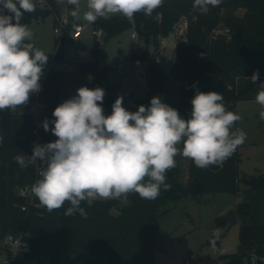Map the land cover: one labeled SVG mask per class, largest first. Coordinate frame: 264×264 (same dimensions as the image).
I'll return each mask as SVG.
<instances>
[{
	"label": "trees",
	"instance_id": "16d2710c",
	"mask_svg": "<svg viewBox=\"0 0 264 264\" xmlns=\"http://www.w3.org/2000/svg\"><path fill=\"white\" fill-rule=\"evenodd\" d=\"M43 2L44 7L35 2V11L25 13L21 23L26 24L32 17L58 13L57 0ZM66 5L70 10L74 7L67 0ZM236 9L243 12L237 14ZM180 19L187 21V28L185 37L177 42L178 60L174 61L158 53L159 38L166 36ZM69 25L56 41L57 57H62L63 37L68 35ZM91 25L94 29L100 28L104 38L133 27L135 33L153 46L151 52H143L148 71V95L123 97L138 106H149L151 99L158 96L177 109L182 118L189 119L191 100L197 90L221 93L225 106L233 108L238 100L256 98L260 84L264 83V0H222L218 7L209 6L207 10L194 8L193 0H164L163 6L151 16L137 13L130 20L117 15L108 20L97 19ZM91 53L93 58L76 61L69 70L56 66L47 71L45 79H40L41 90L36 96L42 103L38 115L41 143L38 144L57 139L51 132L55 107L72 98L76 87L86 86L74 80L72 72L92 75L95 88L106 84L105 66L99 65L95 36ZM256 70H259V79L252 83L250 78ZM174 77H179L183 85L172 86ZM242 78L246 79L242 82ZM107 87L111 86L107 84ZM116 99L105 96L103 101H108L112 108ZM32 100L30 98L29 102ZM45 119L50 122L48 132L42 127ZM33 127L34 120L27 111L16 115L11 109L0 111V136H3L0 143V242L7 234H19L29 244L28 249L16 257V264H57L66 260L86 264H154L153 249L162 239L158 235L159 217L167 209L164 207L167 201L175 203L189 194L214 191L237 194L241 190L250 193L237 201L235 207L240 221L237 247L234 252L219 256L220 264L264 259V175L240 172L237 150L220 163L217 170L198 168L188 159L185 180L177 156L176 166L166 174V183L171 187L167 191L162 188L157 199L145 200L132 193L126 203H120L119 199H97L89 207L82 201L81 207L87 213L85 218L78 212L65 215L70 207L67 202L49 212L35 196L30 200L16 193L17 186L33 185L41 178L35 164L21 168L16 161V156L23 151L32 154Z\"/></svg>",
	"mask_w": 264,
	"mask_h": 264
},
{
	"label": "clouds",
	"instance_id": "9594fccd",
	"mask_svg": "<svg viewBox=\"0 0 264 264\" xmlns=\"http://www.w3.org/2000/svg\"><path fill=\"white\" fill-rule=\"evenodd\" d=\"M222 0H193V7H218ZM79 18L80 0H67ZM164 0H86L83 19L94 23L113 16L133 18L137 13L151 16ZM34 0H0V111L16 110L29 103L41 90L40 79L48 55L31 41V29L21 23L25 13L35 11ZM7 13V14H6ZM259 79V70L250 78ZM256 103L264 109V83ZM105 90L82 86L76 95L55 107L51 132L54 142L34 144L31 156L18 154L21 168L45 162L31 192L49 212L70 204L65 215L77 212L87 217L81 202L90 207L97 199L126 198L135 193L155 200L161 189L167 191L166 174L176 166L178 155L190 159L198 168L222 163L244 144L247 134L233 131L241 117L229 110L221 93L196 91L191 100L189 119L177 109L153 97L149 106L137 111L123 106V97L104 114ZM264 120V110L259 113ZM49 121L42 127L48 132ZM3 136H0V143ZM182 146V147H181Z\"/></svg>",
	"mask_w": 264,
	"mask_h": 264
},
{
	"label": "rangeland",
	"instance_id": "374dc122",
	"mask_svg": "<svg viewBox=\"0 0 264 264\" xmlns=\"http://www.w3.org/2000/svg\"><path fill=\"white\" fill-rule=\"evenodd\" d=\"M37 2L44 7L43 2ZM59 11L71 24L72 21L87 25V29L76 38L72 39L68 33L63 37L62 57L55 56V44L60 37V32L54 31L55 22L53 13L43 16L32 17L26 25L31 29L33 36L28 41L36 48L41 49L48 55L47 64L44 66V78L50 69L55 66L69 70L76 61L89 60L93 58L91 48L94 42V28L91 23L83 19V12L86 10V0H80L81 15L74 18L71 15L70 7L66 5V0H57ZM237 14H241L243 9H236ZM225 13V10H223ZM70 16L72 19H70ZM132 20V18L130 19ZM133 27L121 30L119 33L104 38V33L99 39V65L105 66L106 84L105 96L109 97H145L148 95L146 77L138 78L140 72L146 73L143 52H151L153 46L147 44L141 36L135 33ZM170 35L164 37V41H171ZM173 47L164 45L158 48L159 54L170 55ZM141 60V65L133 64V58ZM72 78L83 82L88 88H95L92 75L72 72ZM42 79V80H43ZM246 78H242L243 80ZM107 84L110 91H107ZM171 85L179 87L183 81L179 77H174ZM78 87L73 90L76 95ZM29 110L25 106H18L12 110L13 114L27 111L33 116L32 110L35 108V101L29 103ZM123 106L129 111H137L138 105L131 99L123 100ZM105 115H110L112 108L108 101L102 102ZM237 113L241 119L233 125V131L242 129L247 134L244 144L237 148L238 162L237 168L242 173L264 175V120L260 118L261 106L256 103L255 98L238 100L231 109ZM29 156H31L29 154ZM181 165V176L185 180L187 177L188 159L178 155ZM250 191L241 190L235 194L229 191H214L203 194H189L177 202L167 201V208L159 217L158 235L162 237L160 244L153 249L154 264H220L219 256L234 252L238 243V233L240 221L235 223L223 222L221 220L224 213L235 208L237 201L249 195ZM120 203H126L128 197L119 198ZM6 258V252L0 251V263ZM264 260V259H262ZM244 264H251L250 260L244 259Z\"/></svg>",
	"mask_w": 264,
	"mask_h": 264
},
{
	"label": "built area",
	"instance_id": "2783aa9c",
	"mask_svg": "<svg viewBox=\"0 0 264 264\" xmlns=\"http://www.w3.org/2000/svg\"><path fill=\"white\" fill-rule=\"evenodd\" d=\"M38 2H43V0H37ZM44 3V2H43ZM53 20L55 22L54 25V31L57 32L59 31L60 33L62 32L63 28L70 23L65 17H62L60 13H55ZM186 28H187V21L185 19H180L173 27V29L166 35H170L171 41L169 43H166L164 41V37L166 36H161L159 38V46L163 47L164 45H169L173 47V51L171 52L170 55L165 54L168 58L177 61L178 60V54L176 51V45L178 40L181 38L185 37L186 34ZM87 29V25L72 21L71 24L68 27V33L72 39L78 38L84 30ZM135 32L132 33V36H135ZM94 36L96 37L97 42L99 43V39L102 36V30L100 28H95L94 29ZM133 64L135 65H141V60L140 58H133ZM56 67V66H55ZM145 70L146 73L140 72L138 78H143L146 77L147 79V67L145 64ZM44 69H43V75L41 76V79L44 77ZM41 85V83H40ZM103 89H105L103 87ZM37 94H33V100L35 101L36 105L35 108H33L32 113H33V120H34V127H33V133L35 134V138L31 141L30 143V149L32 151L34 144H38L39 142L41 143V135H39L38 132V127L41 125V121L38 120V115H39V109L41 111V106L42 103L39 102L36 99ZM172 107V106H171ZM45 167V162L43 161H37L35 164V169L36 172L39 174V171ZM32 185L30 184H25V185H19L16 187L15 191L16 193L26 197L27 199H32L34 197V194L31 192ZM22 209L25 208V205L21 206ZM28 241L23 240L21 235H12V234H7L5 235L1 242H0V251H5L6 252V258L4 259L3 262L0 264H16L15 259L17 256L22 254L25 250L28 249ZM257 258H252L251 264L256 263ZM57 264H86L81 261H75L72 262L70 260H66L63 263H57ZM184 264H188L186 261Z\"/></svg>",
	"mask_w": 264,
	"mask_h": 264
},
{
	"label": "water",
	"instance_id": "95a60500",
	"mask_svg": "<svg viewBox=\"0 0 264 264\" xmlns=\"http://www.w3.org/2000/svg\"><path fill=\"white\" fill-rule=\"evenodd\" d=\"M110 87H107V91H110ZM30 98H33V95L30 97ZM229 110L232 109V106H226ZM25 110H29V104H27L25 106ZM21 155L22 156H29V154L27 152H21ZM221 166V164L219 163L218 165H215V166H212V167H209L210 169L212 170H217L219 169ZM222 221L223 222H228V223H235L237 220H238V217H237V213H236V210L235 208H230L228 209L224 215L222 216ZM255 264H264V260H262L261 258H257L256 259V263Z\"/></svg>",
	"mask_w": 264,
	"mask_h": 264
},
{
	"label": "crops",
	"instance_id": "0c3cea01",
	"mask_svg": "<svg viewBox=\"0 0 264 264\" xmlns=\"http://www.w3.org/2000/svg\"><path fill=\"white\" fill-rule=\"evenodd\" d=\"M69 10H70V8H69ZM71 19H72V17H70Z\"/></svg>",
	"mask_w": 264,
	"mask_h": 264
}]
</instances>
